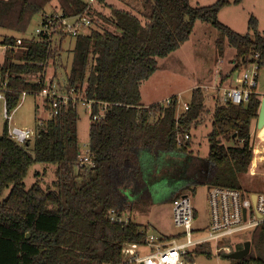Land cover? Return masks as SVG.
Wrapping results in <instances>:
<instances>
[{
    "label": "trees",
    "instance_id": "16d2710c",
    "mask_svg": "<svg viewBox=\"0 0 264 264\" xmlns=\"http://www.w3.org/2000/svg\"><path fill=\"white\" fill-rule=\"evenodd\" d=\"M133 1L131 10L110 6V16L103 18L112 29L90 28L75 36L70 69L65 74L64 89L91 100L92 113L106 104L104 117L89 124L92 167L75 168L81 152L77 102L62 107L38 126L32 149L29 141L18 144L12 140L7 120L4 122L0 135V195L4 189L10 190L0 200V264H114L126 259L128 245L144 243L148 225L141 226L128 215L126 222L111 221L109 210L129 212V196L133 197L132 206L149 207L152 196L141 171L139 151L148 149L154 156L160 152L186 153L191 129L208 112L205 94L199 87L193 89L188 108L181 111L176 97L170 104L145 106L140 101L141 83L156 70L157 59L179 48L196 21L219 31L220 52L224 40L235 50L234 64L222 79L242 71L256 54L259 66L264 64V35L257 29L253 15L248 18L244 34L218 19L224 6L242 0H216L196 6L189 0ZM53 2L67 16L87 8L92 23L93 6L88 7L84 0H0V27L24 33L32 18ZM15 39L5 36L2 43L12 44ZM22 46L26 48H17L18 58H13L11 49L0 62L8 113L19 104L22 91L35 94L40 90V84L29 77L41 73L49 58L55 66L59 56V49H48L46 43L35 39L22 38ZM260 102L255 88L246 102L215 100L206 160L203 165L197 161L187 168L192 182L185 187L241 189L240 176L250 172L251 123L258 117ZM263 127L261 124L255 142L253 168L257 161L264 160ZM185 134L188 138L177 145V136L183 138ZM36 162L55 165V178L50 186L42 187L36 181L26 188L23 180ZM183 194L176 190L165 201L171 203ZM249 239V253L231 259V264H264V222L250 232ZM198 254L210 257L211 245L195 246L189 258L194 260ZM219 255L226 257L225 253Z\"/></svg>",
    "mask_w": 264,
    "mask_h": 264
},
{
    "label": "rangeland",
    "instance_id": "374dc122",
    "mask_svg": "<svg viewBox=\"0 0 264 264\" xmlns=\"http://www.w3.org/2000/svg\"><path fill=\"white\" fill-rule=\"evenodd\" d=\"M216 0H189L192 6L208 5ZM128 3V4H127ZM133 0H102L93 5L91 14L92 23L88 28H84V32H88L90 28L112 29V25L105 21L103 16H110V6L131 10L130 4ZM56 3H51L45 7L46 12L52 11ZM253 15L257 21V29L264 35V0H242L239 4H229L224 6L218 13V19L228 27L238 33L244 34L248 31L247 21ZM39 14L35 15L27 30L24 33H16L0 27V45L5 36L14 38H30L37 25ZM70 22H73L71 20ZM219 31L205 22L196 21L189 38L176 50L170 52L165 57L157 59V68L153 74L141 83V98L143 104H152L153 102H161L166 99L176 97L177 109L181 111L184 103H188L191 99L192 91L195 88H200L205 94V104L208 112L203 114L198 124L191 129L190 147L186 153L181 152L178 157L170 162V155L152 157L155 160V165L158 166L157 173L150 176L149 190L152 196L151 205L147 208H140L135 205L130 208V217L139 225H148V233L160 235L157 231L156 224H159L166 232H175L180 230L173 226L171 219V205L165 199L177 190L184 192L190 197V201L196 217L194 226L202 228L208 221L207 207V190L206 185H197L194 188L187 183L192 182V177L187 172V168L192 163L200 161L203 165L208 153L207 134L211 127V111L215 100L219 101L222 88L230 81H234L240 74L241 70H236L231 77L225 81L222 75L229 73L231 65L234 64L233 56L235 50L230 47L224 40V50L219 51L217 39ZM75 37L66 36L60 41V45L56 46L59 49V56L56 60V65H53L52 59L44 67V76L47 80L53 78V83L59 86L62 93L66 92L65 74L69 71L72 61V50L74 47ZM55 49V48H54ZM9 54V49H6L5 54ZM3 48L0 46V62L5 56ZM20 56V50L14 49L13 58ZM222 60V61H220ZM30 80H35V77H29ZM222 79L224 83L219 91L212 89L214 85H219ZM229 84H234L230 82ZM255 91L261 96H264V64L258 70L256 77ZM214 97L212 95L216 94ZM71 96V95H70ZM76 111L78 114L77 120V136L80 151L83 152L88 148V129L91 122L89 109L83 104V101H76ZM45 98L27 93L20 98L17 107L10 111L11 119L7 121V128H29L36 130L40 122H44L50 117V112L47 107ZM255 120L251 123L252 134L255 130ZM6 121L4 117V106L0 99V135L2 133L3 124ZM254 137V136H253ZM33 138L29 141V148L32 149ZM56 166L53 164H43L36 162L32 164L25 176L23 182L28 188L36 181L42 186H50L54 180V170ZM241 190L245 193H264V160L260 161L254 173L242 174L240 176ZM10 187L3 190L0 195V200L8 194ZM128 215V214H126ZM173 235V234H165ZM194 237L198 234H194ZM250 232L246 231L238 234L235 237L227 239L231 243L232 251L239 249L243 242L249 240ZM181 241V240H180ZM251 247V246H250ZM126 259L131 256L133 251H137L139 255H144L148 249L144 244L128 245L126 248ZM215 252V248L211 246V256L206 257L204 254H198L194 258V264H231L230 258L219 255ZM227 254V253H225Z\"/></svg>",
    "mask_w": 264,
    "mask_h": 264
},
{
    "label": "built area",
    "instance_id": "2783aa9c",
    "mask_svg": "<svg viewBox=\"0 0 264 264\" xmlns=\"http://www.w3.org/2000/svg\"><path fill=\"white\" fill-rule=\"evenodd\" d=\"M88 7L93 6L98 0H84ZM84 12L67 16L59 9L40 13L33 35L28 40L35 39L47 44L48 49H54L60 45V41L66 36H76L84 28L90 26L91 20ZM73 20V22H70ZM3 53L6 49L26 48L22 46V38H16L12 44H1ZM258 55L249 61L247 66L240 72L235 79V84L224 87L221 91V102L241 103L246 102L256 85V77L260 68ZM51 58L48 59V61ZM48 61L46 62L48 64ZM45 69L41 73L32 75L35 77L33 82L40 84V90L35 94L45 98L50 115H56L62 107L74 104L77 100H82L83 104L89 109V116L92 121H99L104 117L106 104H101L96 113H92V101L77 96L74 91L62 93L59 86L53 83V78L49 80L44 76ZM214 85L211 88L219 91L221 87ZM6 80L0 77V99L4 106V117L7 121L11 119V114L5 109ZM27 92L22 91L20 98ZM71 95V96H70ZM173 99L169 98L161 101V104H170ZM184 109L188 108V103H184ZM42 125L40 122L39 126ZM36 130L29 128H7L8 136L18 144H24L35 138ZM188 138L185 134L182 138L177 136V145L182 143V139ZM93 161L89 148L80 152L75 161V168L86 170L92 167ZM254 197V198H253ZM171 218L174 227L180 230V235L165 238L162 235L146 233L144 245L148 252L139 255L133 251L131 256L123 261L114 264H194V260L189 258L195 246L209 243L215 248L217 253H229L231 243L227 239L235 237L246 231L251 232L258 224L264 222V193H245L241 189L231 187L212 186L207 190L208 221L205 226L198 228L194 226V208L190 197L187 194L174 198L171 203ZM111 221L126 222L128 220L125 213L118 214L115 209L109 210ZM198 236L194 237V234ZM181 240V241H180ZM134 245V244H132ZM113 264V263H106Z\"/></svg>",
    "mask_w": 264,
    "mask_h": 264
},
{
    "label": "crops",
    "instance_id": "0c3cea01",
    "mask_svg": "<svg viewBox=\"0 0 264 264\" xmlns=\"http://www.w3.org/2000/svg\"><path fill=\"white\" fill-rule=\"evenodd\" d=\"M235 55V54H234ZM233 58H234V56H233ZM232 58V59H233ZM220 61H222V60H220ZM233 66V64L231 65V67ZM231 69V68H230ZM230 69H229V71H230ZM225 81H227V80H225ZM230 82H233L234 84H235V80L233 81H230ZM229 82V83H230ZM224 83L225 82H222L221 84L219 83V86L218 87H221V86H223L224 85ZM226 84L225 85V87H228V86H232V85H234V84ZM140 96H141V87H140ZM212 96H214V97H216V96H218L217 95V93L216 94H214V95H212ZM262 98V97H261ZM219 100H220V98H219ZM140 101H141V103L143 104L144 102H142V98L140 99ZM153 103H156V102H153ZM152 103V104H153ZM143 105H150V104H143ZM264 124V123H263ZM263 129V137H264V127L262 128ZM255 130H256V132L254 133V137H253V148H252V160H251V167H250V174L251 173H254V171H255V169H256V167L255 168H253L252 167V161H253V155H254V147H255V142H256V139H257V135H258V130H259V128H257V119L255 120ZM263 142H264V138H263ZM181 152L180 151H173V152H160V153H158V154H156L155 156L154 155H152V153L148 150V149H143V150H140L139 151V153H138V156H139V161H140V166H141V171H142V173H143V177H144V179H145V181L147 182V184H148V187H149V181H151L150 180V176L152 175L153 176V174H155V173H157V170H158V166H156L155 165V160H153L152 159V157H156V156H159V154H164L165 156H169V155H167V154H171L170 155V157L169 158H171L170 159V162H172V160L173 159H175V158H177L178 157V154H180ZM261 160H259V161H257V163H256V166H257V164L260 162ZM181 189V186L177 189V190H180ZM176 191V190H175ZM128 193V192H127ZM184 192H182V194H183ZM185 194V193H184ZM128 200H129V208H131V204H132V201H133V197L132 196H129V198H128ZM169 205H170V203H169ZM126 214H128V216H130L129 215V212H128V210L126 211V213H125V215ZM171 216V215H170ZM172 219V218H171ZM156 226H157V231L160 233V235H162V236H166L165 234H174V233H176V231L175 232H166V230L165 229H163L159 224H156Z\"/></svg>",
    "mask_w": 264,
    "mask_h": 264
},
{
    "label": "water",
    "instance_id": "95a60500",
    "mask_svg": "<svg viewBox=\"0 0 264 264\" xmlns=\"http://www.w3.org/2000/svg\"><path fill=\"white\" fill-rule=\"evenodd\" d=\"M263 123H264V96L261 98V102L258 110L257 128H259L260 125ZM249 251H250V241L246 240L243 242V246L241 249H237L227 253L226 257L230 259H241L242 257L246 256L249 253Z\"/></svg>",
    "mask_w": 264,
    "mask_h": 264
}]
</instances>
